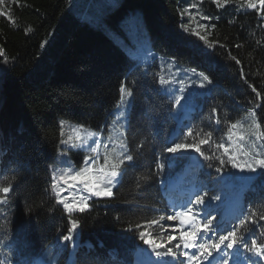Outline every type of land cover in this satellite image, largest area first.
Wrapping results in <instances>:
<instances>
[{
  "label": "trees",
  "instance_id": "1",
  "mask_svg": "<svg viewBox=\"0 0 264 264\" xmlns=\"http://www.w3.org/2000/svg\"><path fill=\"white\" fill-rule=\"evenodd\" d=\"M193 1L120 0L106 15L110 27L122 30L121 20L140 10L151 41L147 63L103 27L79 20L69 10L70 0H13L11 20L0 16V187H13L0 206V264H31L39 258L48 264L133 263L140 233L161 216L168 180L189 164V158H182L172 166L165 150L180 110L197 106L195 126L214 133L212 146L202 147L212 156L203 161L212 181L214 172L207 167L234 170L231 164L220 165L216 157L228 156L215 147L228 143L230 123L255 111L264 130V18L241 0H220V5ZM163 61L195 69L212 83L203 92L186 87L188 102L181 108L175 103L179 93L173 96L160 84ZM122 86L133 92L127 138L134 161L122 167L111 197L92 198L83 213L69 214L51 188L50 166L62 139L60 119L107 130L120 109ZM263 180L261 173L249 183L254 188L246 192L237 224L256 212V223L241 231L258 242L264 241V220L259 219L264 215ZM235 183L233 189L217 184L207 198L219 197L212 204L226 201L236 194L240 182ZM72 219L79 226L73 240L65 242ZM239 253L264 264L250 252Z\"/></svg>",
  "mask_w": 264,
  "mask_h": 264
},
{
  "label": "rangeland",
  "instance_id": "2",
  "mask_svg": "<svg viewBox=\"0 0 264 264\" xmlns=\"http://www.w3.org/2000/svg\"><path fill=\"white\" fill-rule=\"evenodd\" d=\"M202 1V0H194ZM120 0H70L69 10L72 11L79 20L87 21L94 26L103 27L122 47H124L129 53L138 56L144 63L151 61V41L149 33L144 27L142 22V14L140 10H137L134 13L126 15L121 20L122 30H117L110 27L106 22V15L112 11L118 4ZM13 0H0V16L6 17L8 20H11L10 9L12 6ZM196 7V6H195ZM198 12H200V8L196 7ZM258 13L261 15V18H264V14L259 10V6L256 9ZM190 13H194L191 11V8L187 10ZM197 14V13H196ZM202 15V14H201ZM196 17V15L194 16ZM197 22L199 21L198 18ZM201 25L197 23V28L195 30L200 34ZM163 74L161 77L167 83L162 85L163 91L170 93L175 96V93H179V96H184L183 100L180 101V107L184 108V103L186 100V87L191 86L194 91L203 92V89L207 87V82L203 80L200 76V73L193 72L192 70L183 68L178 66L173 61H163ZM204 84V87H200L201 84ZM181 89L183 91H181ZM131 91V90H130ZM132 92V91H131ZM189 96V95H188ZM176 97V98H177ZM188 102V101H187ZM133 103V92L131 96L123 95V102L120 104V109L115 113L114 117L111 119V123L108 126L107 130L96 131L95 129L75 123L70 120H66L61 118V122L64 123L62 127V140L70 139L72 143L79 144V141L75 140L76 130L78 129H87L90 132H95V137L87 138V145L83 148L80 147H71L70 145L60 143V148L57 153V157L55 162L50 166L51 173V181L52 176L55 175L59 178L64 171H68V166L70 165L71 171H79L81 168L88 167L92 165L93 170L89 173L92 176H99L98 169L103 164V157L105 154H109L110 156H114L116 153L123 151L119 144L121 141L127 144L128 149V138H127V129L129 123L130 112L132 109ZM198 110L197 106H189L185 109H181L178 121L176 124V128L174 133L170 136L169 145L173 144V142H180L181 140L185 142H190L192 140L191 137L186 135L188 128H193L198 130L195 126L194 116L196 111ZM249 111L245 114L242 122L245 126H248L252 123V116ZM257 119V118H256ZM217 126L219 123H216ZM220 126V125H219ZM82 135H85L83 132ZM111 137V139H110ZM198 139V137H197ZM233 139H236L234 136ZM95 140L96 144H99V148L97 152L91 151V148L94 147L93 141ZM213 140V139H212ZM228 144V143H227ZM257 145H264V140L256 141ZM107 146V147H106ZM208 145H203L201 147H206ZM115 149V152L113 151ZM232 152L237 155V162L240 164H244L248 161V157H244L241 153L237 152L235 146H232ZM257 151H261L262 156H264V149L257 148ZM77 152V153H73ZM79 152V153H78ZM169 153V152H168ZM171 157L172 166L178 165V163L182 160V158H190L191 155H198V153L194 151H187L181 153H169ZM89 156H93L95 159L93 161H88L87 158ZM200 157V161L198 164H188L185 167L183 173L177 176L176 180L172 178L168 180V185L166 186L165 193V206L160 209L161 216H164L165 219L160 221L157 225H152L150 229L146 231L147 234L151 238H154L157 243L163 244L164 248H158L156 251L163 252L166 248H172L175 253L174 256H161L157 257L155 252L152 250V246L150 243H145L142 240V243L138 245L137 254L134 256L133 264H188L187 257L183 255L184 252H187L189 255L195 253L197 249H185L183 244L181 243L180 248H175L174 245L180 242L179 239V231L174 230L175 226L178 225V221H169L167 217L169 215L174 214L177 211L182 210V205L188 204L191 198H194L196 193H200L203 195L205 192L207 195L205 196V204L204 205H195V209L199 210L201 213L205 209H207L210 213L215 215L216 219L213 221L215 224H220L222 228H228L232 225H237L241 218H243L244 212L242 211V205L245 201L246 190L249 188H254L249 183L255 180L262 172L258 169L256 173H251L248 171H240L238 168H234L233 171H225L222 170L220 172L216 171V167L210 168L214 173L212 174L214 180L212 181L210 177V171H205V166H203V161L205 160L203 157ZM181 158V159H180ZM180 159V160H179ZM206 161V160H205ZM207 164L206 162H204ZM127 162L125 163V165ZM124 170V169H123ZM121 169V171H123ZM189 173V174H188ZM188 174V175H187ZM196 175V183L192 181V178L188 177L190 175ZM187 175V176H186ZM192 175V176H193ZM188 177V178H186ZM190 178V179H189ZM121 179V178H120ZM120 179L112 187V193L114 194V189L120 182ZM215 181V182H214ZM239 181L238 190L233 197H229L226 201L223 202V199L217 203L212 204L211 199H208L209 193L214 190L217 184H224V187L233 189L237 188L235 183ZM264 184V180L262 181ZM69 185H72L69 187ZM58 187L61 189L66 188L67 191L62 192V196L60 198L68 197L69 199H65V203H70L75 200L79 203L80 198L88 197L87 202H89L92 198H108L107 196L97 197L92 196L81 184L79 181L75 180H67L59 181ZM179 190L178 194H183V197L177 198L173 197L170 194L173 193L171 190ZM183 191V192H182ZM56 196V193L53 192ZM112 194V195H113ZM174 194V193H173ZM179 197V196H178ZM57 198V196H56ZM172 198V199H171ZM58 199V198H57ZM179 201V202H178ZM176 203V206H173L172 203ZM215 202V201H214ZM6 204V203H5ZM2 204V205H5ZM0 205V206H2ZM61 205V204H60ZM62 206V205H61ZM188 206L192 207L193 205L189 204ZM219 206H222L220 208ZM63 207V206H62ZM77 212L73 210L72 213ZM241 215V216H240ZM169 236H176L175 240L169 242ZM199 242V241H197ZM73 245H79L78 243H74ZM89 246V244H85ZM141 248V250H140ZM229 255H231L232 250H227ZM239 260L240 264H251V261L247 259L245 254L237 253V256L233 257V259ZM220 254L214 253V264H219ZM31 264H48L43 258H39L35 260ZM195 264V262H194ZM207 264V262H205ZM229 264H232V261H229Z\"/></svg>",
  "mask_w": 264,
  "mask_h": 264
},
{
  "label": "snow or ice",
  "instance_id": "3",
  "mask_svg": "<svg viewBox=\"0 0 264 264\" xmlns=\"http://www.w3.org/2000/svg\"><path fill=\"white\" fill-rule=\"evenodd\" d=\"M215 2L220 5V0H215ZM224 3H227L228 0H223ZM243 4L247 6L249 9H257L259 6V10L264 14V0H241ZM204 19H209V17H203ZM27 31H31L29 28ZM185 31H187V27H185ZM201 40H204L205 43L210 42L207 41L206 37L200 36ZM239 47V45H237ZM0 55H3V50L0 49ZM235 60L236 58L233 57ZM236 63H240L239 60H236ZM195 72V69H192ZM200 76L204 81L211 84L212 81L209 79L207 75L200 73ZM167 81L161 77L160 84L165 85ZM200 87H204L202 83ZM181 91H183L181 89ZM253 92L256 93V96L259 97L260 93L253 87ZM122 93L121 103L123 102V95L131 96L132 92L128 90L126 87L122 86L120 89ZM185 99L184 96H179L176 98L175 103L177 105L180 104V101ZM215 112V109H213ZM252 123L248 126L241 120H236L235 122L230 123L227 132V140L228 144L224 143H215V147L218 149H223V155L228 156V159L225 160L222 157H216L221 166L225 164H231L233 168H238L240 171H248L251 173H256L258 169L264 173V156H262L261 151H257V148L264 149V145H257L256 141L264 140V130H261L262 125L256 119L255 111L251 112ZM64 123L61 122L60 126L63 127ZM216 123H220L219 119H216ZM85 135H82L81 133ZM186 135L191 137L192 140L190 142H185L181 140L180 142H173V144L167 146L165 149L169 153H181L187 151H194L199 154V156L203 157L205 160H211L212 156L206 154L205 150H202L203 145L212 146L213 143V135L212 131H204L203 129L196 130L193 128H188ZM95 132H90L87 129H78L76 130L75 140L79 141V144L72 143L70 139L62 140V144L70 145L71 147H80L83 148L87 145L88 137H95ZM236 139H233V137ZM198 137V139H197ZM111 139V137H110ZM94 147L91 148V151L97 152L99 148V144L93 141ZM232 146H235L237 152L241 153L244 157H248V161L244 164H240L237 162V155L232 152ZM107 147V146H106ZM119 147L123 150L116 153L114 156H110L109 154H105L103 157V164L97 170L99 176H92L89 173L93 170L92 165L88 167L81 168L79 171L72 172L70 165L68 166V171H64L62 175L57 178L55 175L52 176L53 183L51 184L52 191L56 193L57 203L61 204L65 211L69 214L73 212V210L79 211L83 213L87 208H89V204L87 202L88 197H81L79 203L73 200L70 203H65V199H69L68 197L60 198L62 196L63 191H67L66 188L61 189L58 187L59 181L67 180H75L79 181L84 185L85 189L92 195L97 197L112 196V187L118 182V180L122 177L123 173L121 171L122 167L125 163H132L134 161V157L132 154L128 152L127 144L123 141L120 142ZM115 152V149H113ZM98 154V152H97ZM95 158L93 156H89L87 158L88 161H93ZM217 172L222 171L221 168L216 169ZM72 185H69L71 187ZM13 191V187L11 183H8L6 186L0 187V205L5 204L9 200V194ZM207 193L205 192L203 195L200 193H196L194 198H191L188 204L182 205V210L175 212L172 215H169L167 219L169 221H178V225L175 226L174 230L179 231V239L180 242L174 245L175 248H180L181 243L185 249H197V251L191 255L187 252H184L183 255L187 257L188 264H214V253L220 254L219 264H229V261H232V264H240L238 258L233 259V257L237 256L241 250L252 253L254 256L258 257L261 261H264V241L258 242L256 239L251 238V235L246 239L245 233L241 231L245 227V225L251 223L255 224L257 216L256 212H252L246 220L240 222L239 225H232L228 228H222L220 224H215L213 221L216 219L215 215L210 213L207 209L201 213L199 210L195 209V205H204L205 204V196ZM211 199L219 200L218 196L212 197ZM189 204L193 205L192 207L188 206ZM165 219L164 216H160L159 220L153 219L149 221L150 225H157L160 221ZM260 220H264V215L259 216ZM71 228L68 230L69 234L63 236V240L65 242H69L73 240L72 233L79 226L78 221L72 219L70 221ZM140 239L145 243H150L152 246L153 252L157 257L161 256H174L172 248H166L165 251L160 252L156 251L158 248H164L165 246L161 243H157L154 238H151L149 234L146 232L140 233ZM169 242L176 239V236H169ZM199 241V242H197ZM227 250H232L231 255ZM251 264H257V262L252 261Z\"/></svg>",
  "mask_w": 264,
  "mask_h": 264
},
{
  "label": "water",
  "instance_id": "4",
  "mask_svg": "<svg viewBox=\"0 0 264 264\" xmlns=\"http://www.w3.org/2000/svg\"><path fill=\"white\" fill-rule=\"evenodd\" d=\"M199 161H200V157L198 155L194 154V155L190 156V163L191 164H198ZM140 250H141V248H140Z\"/></svg>",
  "mask_w": 264,
  "mask_h": 264
}]
</instances>
